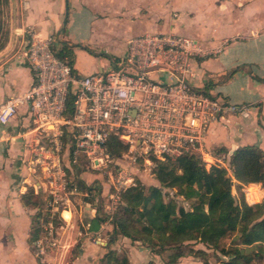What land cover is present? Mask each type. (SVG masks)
<instances>
[{
  "label": "crops",
  "instance_id": "crops-1",
  "mask_svg": "<svg viewBox=\"0 0 264 264\" xmlns=\"http://www.w3.org/2000/svg\"><path fill=\"white\" fill-rule=\"evenodd\" d=\"M7 3L9 38L0 49V99L21 95L31 86V73L22 60L25 36H21L30 29L41 39L63 34L56 55L65 59L79 76L109 69L113 60L125 54L129 39L147 33L188 37L206 48L225 42L216 57L191 64L189 82L195 89L241 108L234 114L224 113L210 125L205 147L218 153L254 147L264 154V0H7ZM30 126L25 106L17 110L9 123L0 125V264H104L102 259L109 251L117 256L126 255L131 264L155 263L141 243L122 236L113 238L112 221L104 215V207L103 214L97 208L101 201H106L104 206L108 204L109 195L76 196L77 204L72 208L78 207L82 221L86 222L81 223L82 229L72 221V208L68 218L62 215L65 220L43 209L45 195L33 188L34 184L41 185L40 179L27 171L28 151L18 135ZM74 176L76 183L89 188L93 173L78 169ZM249 185L259 190L260 199L255 203L264 201L261 184ZM29 188L42 210L23 203L22 197ZM238 188L242 189V184L234 185L231 194L235 195ZM46 212L49 216L44 220ZM50 217L63 223L58 228L60 234L53 229ZM95 218L102 221L95 224ZM50 226L55 244L43 243L39 248L37 244L43 241L42 235ZM36 228L40 235L31 242V233ZM110 239L113 241L109 242ZM74 249H78L76 254Z\"/></svg>",
  "mask_w": 264,
  "mask_h": 264
},
{
  "label": "built area",
  "instance_id": "built-area-1",
  "mask_svg": "<svg viewBox=\"0 0 264 264\" xmlns=\"http://www.w3.org/2000/svg\"><path fill=\"white\" fill-rule=\"evenodd\" d=\"M21 36H25L22 60L32 83L23 94L0 99V125L26 107L31 126L18 135L28 151L26 169L40 179L41 185L33 188L45 195L43 209L63 220V213H71L72 198L81 194L74 175L83 162L92 172L113 167L105 192L108 221L121 194L135 186L132 169L151 173L158 162L195 155L206 171L225 170L231 189L239 184L230 165L231 153L208 150L205 137L224 113L241 108L208 96L189 82L192 62L216 57L225 42L206 48L188 37L147 33L129 39L125 54L109 69L79 76L56 55L63 34L41 39L30 29ZM111 138L126 146L116 159L107 148ZM241 190L247 205L256 202L249 201L253 190L258 201L255 186L242 185ZM53 238L50 226L37 246H54Z\"/></svg>",
  "mask_w": 264,
  "mask_h": 264
},
{
  "label": "trees",
  "instance_id": "trees-1",
  "mask_svg": "<svg viewBox=\"0 0 264 264\" xmlns=\"http://www.w3.org/2000/svg\"><path fill=\"white\" fill-rule=\"evenodd\" d=\"M107 148L115 159L126 152V146L114 138L108 140ZM230 165L239 184H261L264 189V154L261 150L238 148L230 157ZM151 173L159 187L146 188L138 181L137 185L121 194L112 215L113 238L122 236L132 242L155 247L158 252L186 243L203 244L207 249L230 257L229 264H247L252 257L264 254V201L251 206L242 197L235 201L225 170L211 168L206 171L197 156L185 155L175 161L158 162ZM77 185L81 191L87 189L79 182ZM162 189H173L184 199L195 200L191 210L176 209L171 201L166 203ZM250 195V202L257 201L253 198L256 191ZM22 201L31 207L39 204L31 188ZM48 216L45 214L43 219L47 220ZM93 221L96 224L102 220L95 218ZM39 233L37 228L32 231L31 242L38 239ZM252 246H256V250L250 248ZM188 250L193 256L206 254L201 250ZM184 254V251L173 253L168 264L176 263L177 259L185 257ZM102 262L131 264L126 255L117 256L112 251L104 256Z\"/></svg>",
  "mask_w": 264,
  "mask_h": 264
},
{
  "label": "rangeland",
  "instance_id": "rangeland-1",
  "mask_svg": "<svg viewBox=\"0 0 264 264\" xmlns=\"http://www.w3.org/2000/svg\"><path fill=\"white\" fill-rule=\"evenodd\" d=\"M8 3L7 0H0V48L4 47L7 42H8V36H9V24H8ZM80 169L81 170H85L86 172H91L93 173V178L92 180L89 182V188L86 187L87 189H82L81 194L80 195H105L107 186H108V171H112L113 167L112 165H110L106 170L101 171V172H92L90 170H88L83 163H80ZM132 173L135 176V184L137 185V182L139 181L142 185H144L146 188H149L150 186H154V185H158L159 183L156 182L154 180V177L152 175V173H150L149 169H147V171L144 168H137V169H132ZM162 194L164 195V201L167 203L169 201L174 202L176 205V209H182L184 211H190L192 204L195 202V200L193 199H184L183 197L179 196L178 192L176 190L173 189H162ZM233 195V194H232ZM235 201H238L239 198H243L244 194L243 191L241 190V188H239L235 195H233ZM76 198L78 197H73V204H77L76 202ZM82 199V197H80ZM259 199H260V195H259ZM245 201V200H244ZM79 202V200H78ZM260 202H257V204H259ZM104 204H106V201H101L99 203H97V208L100 210L101 214H103L102 209L104 207ZM256 204V203H254ZM37 207H39L40 210H42V207L40 206V204H37ZM78 210V207H77ZM75 209L72 208L73 211V220L75 223V226L82 229L81 227V223L84 222V220L82 221V217L81 214L79 213V211H77ZM44 212V211H43ZM45 213V212H44ZM48 212H46L47 214ZM45 215V214H44ZM63 216L65 218H68V214L67 213H63ZM52 223L53 229H56L55 232H57L58 234L61 233V231L58 229L60 228L61 221L58 220V218L55 217H50L49 219ZM86 222H84L83 224H85ZM44 233V232H43ZM44 238V235H42ZM59 236V235H58ZM238 237V236H236ZM141 246H143V248H146L148 250L149 256L151 257L150 259L155 260L156 262H152L153 264H168L169 260H170V255H172L173 253L177 252V251H184V256L182 258H185V261L182 262V260L180 261L181 258L176 260V263L174 264H229L230 263V257H225L222 256L219 252L213 251L211 249H207V247L203 244H196V243H186L180 247H176L173 249H167L165 251L162 252H158V249L155 247H151L148 246L147 244H143L141 243ZM140 246V248H141ZM57 249V246L54 247ZM56 251L57 250H54ZM193 249L195 250H201L204 251L206 254L205 256H193L190 255L188 252V249ZM254 250H256V246H252L250 247ZM249 249V248H248ZM34 253V250H32ZM46 251H51V250H46ZM78 252V249H74L73 254H76ZM36 254V253H35ZM249 254V253H248ZM121 255V254H119ZM124 255V254H122ZM36 256V255H35ZM153 256H157L156 258H154ZM141 263V262H140ZM148 262H145L144 264H148ZM62 264H65V262H63ZM136 264V263H135ZM247 264H264V254H261L257 257H252L249 262H247Z\"/></svg>",
  "mask_w": 264,
  "mask_h": 264
},
{
  "label": "water",
  "instance_id": "water-1",
  "mask_svg": "<svg viewBox=\"0 0 264 264\" xmlns=\"http://www.w3.org/2000/svg\"><path fill=\"white\" fill-rule=\"evenodd\" d=\"M232 154V153H231ZM244 253V251H241V254H243ZM246 253L248 254V253H250V251H246Z\"/></svg>",
  "mask_w": 264,
  "mask_h": 264
}]
</instances>
